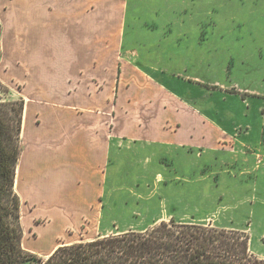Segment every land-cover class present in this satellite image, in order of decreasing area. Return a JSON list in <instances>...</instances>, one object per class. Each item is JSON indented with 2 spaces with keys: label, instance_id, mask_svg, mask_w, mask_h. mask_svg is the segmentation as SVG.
I'll return each instance as SVG.
<instances>
[{
  "label": "crops",
  "instance_id": "1",
  "mask_svg": "<svg viewBox=\"0 0 264 264\" xmlns=\"http://www.w3.org/2000/svg\"><path fill=\"white\" fill-rule=\"evenodd\" d=\"M127 18L128 0H0V84L23 104L14 191L26 252L48 258L175 220L149 217L141 231L76 238L126 206L114 198L130 186L171 179L164 163L179 178L191 156L213 167L235 144L182 93L179 74L126 49Z\"/></svg>",
  "mask_w": 264,
  "mask_h": 264
},
{
  "label": "rangeland",
  "instance_id": "2",
  "mask_svg": "<svg viewBox=\"0 0 264 264\" xmlns=\"http://www.w3.org/2000/svg\"><path fill=\"white\" fill-rule=\"evenodd\" d=\"M126 49L144 65L179 74L176 81L188 83L182 93L234 135L235 144L223 147L226 153L213 167L191 156L185 176L164 163L171 179L112 197L127 199L126 206L77 240L141 231L151 217L173 215L177 222L247 236L250 260L264 263V0H128ZM198 62L204 65L192 66ZM20 103L0 85V110L11 114L15 146Z\"/></svg>",
  "mask_w": 264,
  "mask_h": 264
},
{
  "label": "trees",
  "instance_id": "3",
  "mask_svg": "<svg viewBox=\"0 0 264 264\" xmlns=\"http://www.w3.org/2000/svg\"><path fill=\"white\" fill-rule=\"evenodd\" d=\"M22 110L21 102L16 114L19 137ZM10 115L0 110V264H264L250 260L247 236L175 220L163 221L143 233L127 232L62 246L48 258L26 252L22 248L21 202L14 194L21 148L13 144Z\"/></svg>",
  "mask_w": 264,
  "mask_h": 264
}]
</instances>
